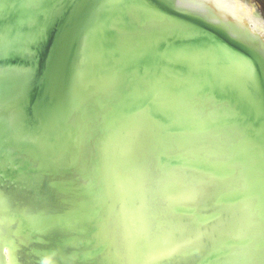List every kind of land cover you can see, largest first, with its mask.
I'll return each instance as SVG.
<instances>
[{"label": "water", "instance_id": "water-1", "mask_svg": "<svg viewBox=\"0 0 264 264\" xmlns=\"http://www.w3.org/2000/svg\"><path fill=\"white\" fill-rule=\"evenodd\" d=\"M166 3L37 0L29 7L26 0H0L8 40L19 30L37 41L43 34L31 89L15 77L0 81V199L9 215L2 229L13 235H6L11 262L19 251L23 264H59L53 254L40 256L55 249L63 264H264V150L257 135L264 115L241 92L235 59L250 57L235 37L264 38L247 22L221 18L211 4L205 18L164 10ZM156 9L193 31H167L149 15ZM125 33L144 44L127 50ZM53 51L54 84L47 77ZM170 53L196 56L198 63L166 64L175 74L167 101L151 102L140 95L138 78L155 70L156 54ZM250 92L257 101L264 97V75ZM187 100L192 108L185 114L180 104ZM141 109L174 134L167 151L141 132L131 152H122L124 118ZM73 159L78 178L67 184L61 170ZM161 164L227 179H212L199 200L186 202L191 185L183 179L159 193ZM161 220L173 235L158 227ZM189 240L194 247H181ZM158 250L171 258L153 260ZM89 253L95 259L85 261Z\"/></svg>", "mask_w": 264, "mask_h": 264}, {"label": "snow or ice", "instance_id": "snow-or-ice-1", "mask_svg": "<svg viewBox=\"0 0 264 264\" xmlns=\"http://www.w3.org/2000/svg\"><path fill=\"white\" fill-rule=\"evenodd\" d=\"M26 2L29 7L37 5V0H26ZM211 2L212 0H167L163 8L164 10L175 9L181 13H191L207 18V9L205 5ZM148 12L153 22L165 27L167 31L181 33L193 31L191 26L179 23L172 17L164 15V11L161 9L148 10ZM235 38L249 49L248 56L250 57H237L235 59V67L238 69V74L245 82L244 86L241 88V92L249 98V101L253 105L258 104L261 114L264 115V97H261V99L257 101V98L250 92V89L255 88L261 76L264 75V42L243 34ZM203 39L207 44L213 47L218 46V42L213 36L205 35ZM40 43H43V34H41L39 41H37L36 36L25 34L22 30H19L14 39L8 40L5 31L0 29V81L15 77L23 86L30 90L31 86L36 81L39 71L38 44ZM142 44H144V41L135 35L125 33L122 37V45L129 51H134ZM147 46L150 47L151 45L149 44ZM55 56L56 54L53 51L48 62L47 70V77L52 84L55 83L57 71ZM153 60L155 61V70H145L144 75L138 78L137 84L140 95L146 99L150 98L151 102L167 101V87L175 74L166 67V64L178 61H185L191 65L198 63V57L196 56L176 53L165 55L156 54ZM6 63L8 64L7 67L4 66ZM209 99L211 100L212 98L209 97ZM180 108L185 114L190 113L192 101H181ZM196 118L199 119V117ZM124 121V127L127 129V142L122 147V152L124 154L131 152L132 145L141 132L151 136L157 144L167 151V144L174 134L167 133L165 129H162L152 120L149 110L141 109L138 112L129 113L124 118ZM257 135L260 138V147L264 150V125H262ZM163 154L164 152L161 153V155ZM262 155H264V151H262ZM219 163L225 167L227 166V161H219ZM75 165L76 160L73 159L70 164L61 170L63 175L69 177L65 182L67 184L73 182L71 179L72 177L78 178V173L74 171ZM198 171V169L189 168L185 165L173 166L170 164H161L160 179L157 181L159 193L161 195L167 194L170 183L183 179L191 185V189L185 194L184 200L186 202L195 203L203 195V185L209 184L212 179L221 182L227 179V177L206 178V176L203 175L197 178L191 175ZM3 203L6 204V200L3 201ZM169 226L170 223L167 220H161L158 225L167 235L171 236L173 233L168 231ZM97 239H99V235H97ZM195 243V240H189L186 245L181 247H187L189 245L194 247ZM167 247L168 245L165 241L161 245V249H167ZM9 249L14 251L12 243L8 240L3 229L0 228V252L4 253V255L0 256V264H11V260L9 259L11 252ZM195 251H198V249H195ZM47 254L55 255L59 264H63L62 256L58 254L55 249H49L48 252L41 253L40 256L42 257ZM186 254L191 255L194 253L190 252ZM170 258L171 254L165 250H158L157 254L152 256V259L156 261H164ZM83 259L85 261L94 260L95 254L89 253L85 255ZM261 260L264 262V254H262Z\"/></svg>", "mask_w": 264, "mask_h": 264}, {"label": "bare ground", "instance_id": "bare-ground-1", "mask_svg": "<svg viewBox=\"0 0 264 264\" xmlns=\"http://www.w3.org/2000/svg\"><path fill=\"white\" fill-rule=\"evenodd\" d=\"M215 11L220 15L221 18L227 20L237 21V23L244 24L247 22V25L250 26L251 30L255 34H259L264 38V24L262 19H258L254 15V7L248 5L243 0H212L210 3ZM4 199H0V221L4 218L9 219L7 214L6 204L3 203ZM3 227V220L0 223V228ZM257 228V227H256ZM4 231V230H3ZM258 237L261 235L260 227L257 228ZM9 239L12 240V230L11 232L5 233ZM2 253V252H1ZM4 254V253H3ZM10 259V256H9ZM11 264H23V256L19 251L12 253V262Z\"/></svg>", "mask_w": 264, "mask_h": 264}, {"label": "rangeland", "instance_id": "rangeland-1", "mask_svg": "<svg viewBox=\"0 0 264 264\" xmlns=\"http://www.w3.org/2000/svg\"><path fill=\"white\" fill-rule=\"evenodd\" d=\"M250 6L254 7V15L259 19H262L264 24V0H243Z\"/></svg>", "mask_w": 264, "mask_h": 264}]
</instances>
